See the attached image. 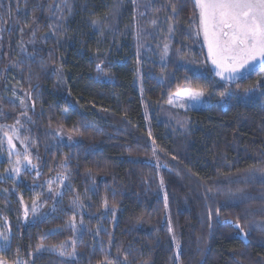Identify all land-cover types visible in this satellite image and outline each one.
Returning a JSON list of instances; mask_svg holds the SVG:
<instances>
[{
	"label": "trees",
	"instance_id": "obj_1",
	"mask_svg": "<svg viewBox=\"0 0 264 264\" xmlns=\"http://www.w3.org/2000/svg\"><path fill=\"white\" fill-rule=\"evenodd\" d=\"M133 9L132 0H0V124L26 114L42 178L63 172L69 181L62 211L25 225L18 196L31 204L37 179L23 172L16 181L0 162V215L10 216L13 229L6 258L72 240L66 221L73 199L92 206L84 223L114 225L113 264H264V92L255 86L264 68L239 83L251 95L191 110L190 137L179 138L159 118L147 120ZM207 76L195 86L212 99L229 92ZM15 90L28 94L30 109H20ZM56 125L83 141L59 145ZM156 161L168 185L169 215L163 199L145 189ZM167 218L179 242L174 258ZM121 241L127 259L116 256ZM65 262L54 255L38 264Z\"/></svg>",
	"mask_w": 264,
	"mask_h": 264
},
{
	"label": "rangeland",
	"instance_id": "obj_2",
	"mask_svg": "<svg viewBox=\"0 0 264 264\" xmlns=\"http://www.w3.org/2000/svg\"><path fill=\"white\" fill-rule=\"evenodd\" d=\"M132 1H134V46H136L139 68L137 80L149 122L157 117L177 137L189 138L190 126L187 115L191 110H201L213 102L227 106L233 100L240 101L243 94H252L253 90L241 93L239 83L246 78L256 77L264 67L257 64L254 71L241 70L238 78L233 82L218 76L216 66L208 57V48L204 43L202 31L200 35H197L199 31V9L195 7V0ZM174 7L175 11H173ZM183 22L187 23L188 26L180 25ZM176 28L180 39L175 37ZM2 29L3 27L0 24V37ZM165 45H167L166 53L164 51ZM208 74L215 76L218 82L227 85L230 89L227 94L217 98L218 100L212 99L207 91L195 86L201 77H208ZM260 74L258 81L264 79L263 71ZM147 80L149 84L146 87ZM255 86L257 92H264V85L257 86L256 83ZM178 89L181 91L187 89L203 90L205 95L200 98H179L173 95ZM145 91L147 94H151L150 98L153 102L151 99L148 100ZM13 97L18 102L21 110L30 109L31 103L28 94L15 90ZM169 99L173 103H168ZM180 104L184 106L180 107ZM0 116L4 117L5 113L0 112ZM51 132L55 141L62 146H75L83 141L79 136L68 132L60 125L53 126ZM27 133L26 114H21L13 124H0V162H6L7 175L18 181L21 174L27 172L37 179L35 182L33 181L35 188H37L34 191L37 208L35 213L32 211L33 202L26 205L18 196L20 223L25 225L53 218L62 211L60 209H62L64 203L63 196L68 193L69 182L67 179L68 174L63 172L42 178L41 163L33 152L32 141ZM8 136L12 137V145L8 143ZM26 155L31 163L24 159ZM17 160L20 161L19 164L16 163ZM155 165L157 173L150 174L145 189L155 192L158 197L163 199V202L167 198L166 214L169 215L168 185L163 176L161 163L156 161ZM15 167L20 169L18 175L13 171ZM161 179H163V186H161ZM70 201L72 202L73 212L70 214V218L67 219L66 226L73 230L75 234L73 239L56 246L55 249L44 247L34 254H30L27 258L19 255H14L12 261L6 258L9 254L8 250L13 234L12 220L10 216L0 215V258L6 260L7 264H38L44 259H51V256L55 255L66 260L68 262H65L66 264H113L111 261L113 250L111 248L114 241H116L113 234L114 225L110 223L107 228L102 223L94 227L84 223L85 214L94 213L92 206L88 203L85 206L80 203L73 205L74 200L70 199ZM25 208H27V216H25ZM167 219L168 230L171 227V231H169L171 240L168 247L174 258L178 247L173 225H171L170 218ZM121 242L122 244L115 248L116 256H122V253H124L125 256H122V259H127L129 252H127L128 249L124 248L127 243ZM58 249L63 250L65 253L74 251V254L61 255ZM98 259L100 262H96Z\"/></svg>",
	"mask_w": 264,
	"mask_h": 264
},
{
	"label": "snow or ice",
	"instance_id": "obj_3",
	"mask_svg": "<svg viewBox=\"0 0 264 264\" xmlns=\"http://www.w3.org/2000/svg\"><path fill=\"white\" fill-rule=\"evenodd\" d=\"M195 7L199 9L197 35H200L202 31L204 43L208 48V57L216 66L218 76L233 82L238 78L241 70L254 71L257 64L264 67V0H195ZM164 51L167 52V45ZM261 85H264V79L257 81V86ZM173 95L179 98H200L205 95V92L197 89L183 91L178 89ZM168 103L171 104L173 101L169 99ZM8 143L12 145L11 136H8ZM24 159L31 163L27 155ZM16 163L19 164L20 161L17 160ZM13 171L18 175L20 169L15 167ZM261 181L264 182V169L261 170ZM161 186H163V179H161ZM165 206L167 207V198H165ZM32 211L34 213L37 211L35 200ZM216 212L219 215V209ZM25 216H27V208H25ZM235 227L244 233L239 222L235 223ZM44 247L42 244L37 245V250ZM51 247L56 248L55 245ZM177 247L179 248L178 241ZM58 250L61 255L74 254V251L65 253L63 250ZM0 264H7V261L0 258Z\"/></svg>",
	"mask_w": 264,
	"mask_h": 264
}]
</instances>
